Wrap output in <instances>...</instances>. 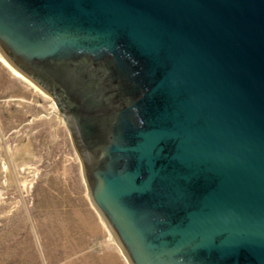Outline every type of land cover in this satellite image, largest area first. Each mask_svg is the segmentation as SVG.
<instances>
[{
    "label": "water",
    "instance_id": "95a60500",
    "mask_svg": "<svg viewBox=\"0 0 264 264\" xmlns=\"http://www.w3.org/2000/svg\"><path fill=\"white\" fill-rule=\"evenodd\" d=\"M0 52L130 264H264V0H0Z\"/></svg>",
    "mask_w": 264,
    "mask_h": 264
},
{
    "label": "rangeland",
    "instance_id": "374dc122",
    "mask_svg": "<svg viewBox=\"0 0 264 264\" xmlns=\"http://www.w3.org/2000/svg\"><path fill=\"white\" fill-rule=\"evenodd\" d=\"M36 86L0 59V264H130L62 113Z\"/></svg>",
    "mask_w": 264,
    "mask_h": 264
},
{
    "label": "bare ground",
    "instance_id": "6f19581e",
    "mask_svg": "<svg viewBox=\"0 0 264 264\" xmlns=\"http://www.w3.org/2000/svg\"><path fill=\"white\" fill-rule=\"evenodd\" d=\"M1 61L4 63V65L9 68L11 70V72L18 78L23 79L24 81H26L27 83H29L30 85H32L34 88L38 89V87L31 82V80H29L28 78H26L24 75H22L19 71H17L13 66L10 65V63H8L5 59H3L0 56ZM39 90V89H38ZM112 240V239H111ZM120 248V247H119ZM122 255L124 256V258L126 259V261L128 262V259L126 257V255L124 254V252L122 251V249H120ZM129 263V262H128Z\"/></svg>",
    "mask_w": 264,
    "mask_h": 264
}]
</instances>
